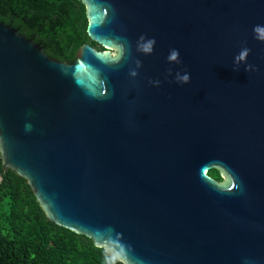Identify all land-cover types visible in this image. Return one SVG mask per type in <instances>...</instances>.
Listing matches in <instances>:
<instances>
[{
	"label": "water",
	"instance_id": "water-1",
	"mask_svg": "<svg viewBox=\"0 0 264 264\" xmlns=\"http://www.w3.org/2000/svg\"><path fill=\"white\" fill-rule=\"evenodd\" d=\"M80 1L72 64L0 21L4 170L123 264H264V0Z\"/></svg>",
	"mask_w": 264,
	"mask_h": 264
},
{
	"label": "trees",
	"instance_id": "trees-1",
	"mask_svg": "<svg viewBox=\"0 0 264 264\" xmlns=\"http://www.w3.org/2000/svg\"><path fill=\"white\" fill-rule=\"evenodd\" d=\"M0 21L44 48L60 62L74 63L80 48L103 47L87 34L80 0H0ZM208 175L223 182L216 169ZM0 264H123L104 248L48 219L28 181L4 170L0 153Z\"/></svg>",
	"mask_w": 264,
	"mask_h": 264
},
{
	"label": "clouds",
	"instance_id": "clouds-1",
	"mask_svg": "<svg viewBox=\"0 0 264 264\" xmlns=\"http://www.w3.org/2000/svg\"><path fill=\"white\" fill-rule=\"evenodd\" d=\"M253 32L254 34L256 35V37L258 39H261V38H264V25H256L254 26L253 28ZM152 43V41H149L148 44L150 45ZM146 50H147V46H146ZM248 54V49L247 48H241L238 52V54H236L234 57H233V63H239V62H244L245 61V58ZM178 52L175 50V49H172L170 50L168 56H167V59L169 61H176L177 58H178ZM249 67L248 65H245V71H248L249 70ZM134 75V73H133ZM175 80L179 83H187L188 80H189V75L187 72H184L183 74L181 73H176L175 75ZM28 126H26L27 128ZM208 175V174H207Z\"/></svg>",
	"mask_w": 264,
	"mask_h": 264
}]
</instances>
